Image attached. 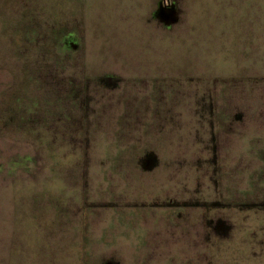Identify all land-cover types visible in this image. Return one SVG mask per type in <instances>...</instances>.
Segmentation results:
<instances>
[{
	"label": "rangeland",
	"instance_id": "374dc122",
	"mask_svg": "<svg viewBox=\"0 0 264 264\" xmlns=\"http://www.w3.org/2000/svg\"><path fill=\"white\" fill-rule=\"evenodd\" d=\"M159 1L0 0V264H264V0Z\"/></svg>",
	"mask_w": 264,
	"mask_h": 264
},
{
	"label": "water",
	"instance_id": "95a60500",
	"mask_svg": "<svg viewBox=\"0 0 264 264\" xmlns=\"http://www.w3.org/2000/svg\"><path fill=\"white\" fill-rule=\"evenodd\" d=\"M156 16L159 21H162L165 25H170L175 22V13L172 6H168L166 10L163 11L162 9L158 10Z\"/></svg>",
	"mask_w": 264,
	"mask_h": 264
},
{
	"label": "flooded vegetation",
	"instance_id": "af4514ba",
	"mask_svg": "<svg viewBox=\"0 0 264 264\" xmlns=\"http://www.w3.org/2000/svg\"><path fill=\"white\" fill-rule=\"evenodd\" d=\"M168 2H169V0H167ZM166 3V0H160L159 2H158V8H159V10L160 9H162V11L163 10H166V8L168 7V6H170V4L169 5H167V4H165ZM158 11V10H157ZM156 15H157V12H155L154 11V13H152V15L150 16L152 19H157L156 18ZM161 24V23H160ZM163 27H165V28H168V27H166V26H164L163 24H161ZM76 46H74L73 48H75ZM75 67V66H74ZM76 72L78 71V68L76 67ZM75 72V71H74ZM74 76H76V77H78L75 73H74ZM86 79H84V81H85ZM88 80V79H87ZM72 81L73 82H76V81H80V79H79V77H78V79H72ZM83 81V80H82ZM73 86H78L77 84H72Z\"/></svg>",
	"mask_w": 264,
	"mask_h": 264
},
{
	"label": "crops",
	"instance_id": "0c3cea01",
	"mask_svg": "<svg viewBox=\"0 0 264 264\" xmlns=\"http://www.w3.org/2000/svg\"><path fill=\"white\" fill-rule=\"evenodd\" d=\"M157 20L159 21L158 17L156 16ZM160 23H162L164 26L169 27L170 25H165L162 21H159Z\"/></svg>",
	"mask_w": 264,
	"mask_h": 264
}]
</instances>
